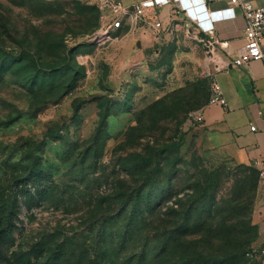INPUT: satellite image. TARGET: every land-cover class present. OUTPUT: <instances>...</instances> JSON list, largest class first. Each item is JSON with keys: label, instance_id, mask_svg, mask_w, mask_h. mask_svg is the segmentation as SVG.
I'll use <instances>...</instances> for the list:
<instances>
[{"label": "rangeland", "instance_id": "1", "mask_svg": "<svg viewBox=\"0 0 264 264\" xmlns=\"http://www.w3.org/2000/svg\"><path fill=\"white\" fill-rule=\"evenodd\" d=\"M97 1L0 0L2 45L25 49L44 69L67 59L80 71L75 87L49 103L22 88L10 73L0 79V264H16L15 255L30 252L33 264L59 252L58 264H92L99 226L114 215L118 229L124 226L117 213L121 204L108 203L110 191L126 179L118 169V156L125 151L148 153L173 142H179V149L160 160L168 170L176 163L173 193L148 215V222L170 219L169 209L177 206L172 203L179 198L184 202L182 196L197 176L200 186L212 184V210L218 215L212 226L183 238L181 247L217 259L222 254L221 232L233 225L239 256L248 247L239 243L254 237L253 244L258 235L252 217L255 194L250 211L234 215L238 204L249 205L254 178L248 166L205 152L192 128L190 115L198 110L195 90L202 95L207 90L202 80L209 78L203 72L205 55L199 44L183 37L185 14L168 5L181 19L162 25L155 34L151 30L156 39L141 54L133 39L137 35L127 42L126 27L112 33L111 40L93 39L104 26L105 12ZM150 11L154 15V9ZM155 18L161 22L158 13ZM125 100L127 111L114 105ZM106 106L112 113L96 148V163L84 172V181H78L77 170L88 168L87 140ZM66 149L69 158L63 157ZM81 156H86L84 163ZM34 164L50 169L55 186L40 205L28 207L18 184ZM9 219L11 230L5 233ZM139 251L140 243L134 241L121 247L120 254L135 260ZM236 258L232 264H238Z\"/></svg>", "mask_w": 264, "mask_h": 264}, {"label": "trees", "instance_id": "2", "mask_svg": "<svg viewBox=\"0 0 264 264\" xmlns=\"http://www.w3.org/2000/svg\"><path fill=\"white\" fill-rule=\"evenodd\" d=\"M8 73L16 76V82L22 88L40 95L42 102L49 103L62 98L75 87L80 71L68 64L67 59L64 63L44 69L25 49L15 51L0 43V79ZM202 81L207 86V90L200 96L199 89L195 90L194 95L198 99L196 109L204 107L209 99V81L208 79ZM114 105L124 109L122 111H127L129 102L119 101ZM110 107L106 106L99 114L98 128L87 140L89 147L84 150V153H89L88 168L82 169L81 167L77 170L78 181L83 182L84 172L96 163L98 157L96 148L105 133L106 119L112 113ZM69 149L63 151V157L69 158ZM178 149L179 142H173L159 147L154 146V149L148 153L125 151V154L118 156V169L124 172L126 179L120 188L117 187L110 191L108 197L111 199L108 203L109 207L115 201L121 204L117 213L124 218V226L118 229V220L115 215L99 226L96 231V251L92 264H232L236 255L237 263H244L245 253L252 246L254 237L239 243V247L242 245L248 247L238 256L239 250L234 246L238 241L233 232L235 231L233 225L232 227L226 226L221 232L224 237L220 246L222 254L217 259L207 258L188 248L181 247L180 242H183V238H187L191 232L198 231L203 226L204 229L212 226L218 215V210L216 213L212 210V184L206 181L208 183L205 187L200 186L197 176L193 177L189 190L183 194L184 202L180 203L181 198H179L172 203L177 206L169 209L170 219H162L161 223L148 222V215H153L155 210L160 208L173 193L172 180L175 177L176 163H173L171 169L168 170L161 165L160 160L167 158L169 154L175 153L174 151ZM85 157H80L81 163L85 162L82 160ZM248 167L254 178L252 196L249 205L239 206L238 204L234 215H242L247 209L250 211L253 203L258 183V170L251 166ZM53 186L55 184L50 169L41 164H34L29 167L24 180L18 184V189L25 197V204L31 207L45 201ZM16 210L17 205L15 204L11 211ZM9 223H11L10 219L6 222L5 233L11 230L7 226ZM247 224L250 229H253L249 221ZM154 225H156L155 229ZM151 229L154 230V235ZM134 241L140 243V251L136 254L135 260L132 259V255L125 257V254H120L121 247L132 244ZM28 254L15 255L16 264H33ZM61 254L62 252H59L60 256H50L43 263L36 261L35 264H58Z\"/></svg>", "mask_w": 264, "mask_h": 264}, {"label": "crops", "instance_id": "3", "mask_svg": "<svg viewBox=\"0 0 264 264\" xmlns=\"http://www.w3.org/2000/svg\"><path fill=\"white\" fill-rule=\"evenodd\" d=\"M131 7L143 0H121ZM255 6L264 5V0H252ZM208 10H218L229 6L228 0H208ZM234 18L213 23V38L216 42H225L223 49L217 48L211 57L203 51V72L209 82L215 80L221 87L226 100V107L216 104H206L202 107V121L192 123V128L198 131L199 142L207 153H214L224 160L237 165L251 166L264 170V57L253 59L242 66H232L231 61L244 46L246 22L238 8L234 9ZM172 6L154 8L161 20V27L171 26L180 20V15L172 14ZM183 14V13H181ZM141 22H139L140 24ZM180 23V22H179ZM185 28L187 22L183 23ZM127 29V42L137 35L134 42L141 46V54L151 46L155 29L151 22H143L141 26L132 24ZM160 29V28H159ZM136 32V34H135ZM132 37V38H131ZM183 37L189 39L186 29ZM264 51V39L261 40ZM254 126L255 130H250ZM253 223L257 227V238L252 246H264V179L258 177L255 193Z\"/></svg>", "mask_w": 264, "mask_h": 264}, {"label": "built area", "instance_id": "4", "mask_svg": "<svg viewBox=\"0 0 264 264\" xmlns=\"http://www.w3.org/2000/svg\"><path fill=\"white\" fill-rule=\"evenodd\" d=\"M208 0H143L138 4L128 7L121 0H98V8L105 12L104 26L93 37L96 41L111 40V34L122 29L123 26L130 27L138 22H149L155 29L161 27V22L156 20L154 8H161L173 4L182 11L187 18L186 34L192 40L203 46L208 57H211L217 48H225V42H216L212 36L213 23L220 20L234 18V9L238 8L245 19L244 32L245 43L239 54L232 59V66H242L253 59L264 57L261 49V40L264 39V5L255 6L252 0H228L229 6L218 10H208ZM152 12V13H151ZM208 76V74H207ZM207 104H216L226 107L220 85L212 80L209 88V99ZM202 108L190 115V123L202 121ZM250 130H255L250 126ZM258 177L264 179V170L258 172ZM243 264H264V246H251L246 251Z\"/></svg>", "mask_w": 264, "mask_h": 264}, {"label": "water", "instance_id": "5", "mask_svg": "<svg viewBox=\"0 0 264 264\" xmlns=\"http://www.w3.org/2000/svg\"><path fill=\"white\" fill-rule=\"evenodd\" d=\"M137 46H139V44H137Z\"/></svg>", "mask_w": 264, "mask_h": 264}]
</instances>
